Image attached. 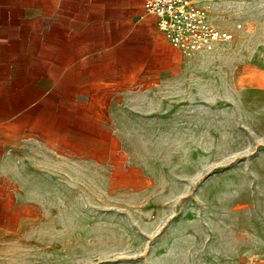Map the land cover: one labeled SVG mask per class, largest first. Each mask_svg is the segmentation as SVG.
<instances>
[{
	"label": "rangeland",
	"instance_id": "1",
	"mask_svg": "<svg viewBox=\"0 0 264 264\" xmlns=\"http://www.w3.org/2000/svg\"><path fill=\"white\" fill-rule=\"evenodd\" d=\"M231 1L213 16L232 41L181 67L153 138L125 141L140 180L77 189L63 219L2 221L0 264H264V0ZM19 32L5 69L27 60Z\"/></svg>",
	"mask_w": 264,
	"mask_h": 264
},
{
	"label": "crops",
	"instance_id": "2",
	"mask_svg": "<svg viewBox=\"0 0 264 264\" xmlns=\"http://www.w3.org/2000/svg\"><path fill=\"white\" fill-rule=\"evenodd\" d=\"M145 3L0 0V42L24 27L31 40L26 62L13 52L10 69L0 52V228L65 218L83 186L140 180L125 141L162 129V93L187 60L211 54L183 56ZM232 3L217 1L213 15Z\"/></svg>",
	"mask_w": 264,
	"mask_h": 264
},
{
	"label": "built area",
	"instance_id": "3",
	"mask_svg": "<svg viewBox=\"0 0 264 264\" xmlns=\"http://www.w3.org/2000/svg\"><path fill=\"white\" fill-rule=\"evenodd\" d=\"M219 0H146L148 14L156 16L165 38L183 55L212 53L234 38L213 17Z\"/></svg>",
	"mask_w": 264,
	"mask_h": 264
}]
</instances>
